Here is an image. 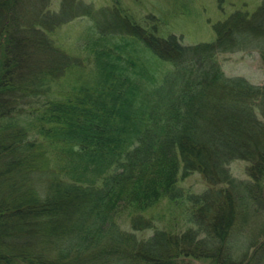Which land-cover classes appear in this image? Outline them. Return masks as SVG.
<instances>
[{"label":"trees","instance_id":"trees-1","mask_svg":"<svg viewBox=\"0 0 264 264\" xmlns=\"http://www.w3.org/2000/svg\"><path fill=\"white\" fill-rule=\"evenodd\" d=\"M78 1L0 0V264H264V219L237 246L264 217V84L219 60L264 64V1L214 25L213 42L118 30L85 59L50 36L87 13ZM155 57L173 66L162 80ZM194 173L206 192L181 185ZM164 202L184 207L181 225L145 217Z\"/></svg>","mask_w":264,"mask_h":264},{"label":"rangeland","instance_id":"rangeland-1","mask_svg":"<svg viewBox=\"0 0 264 264\" xmlns=\"http://www.w3.org/2000/svg\"><path fill=\"white\" fill-rule=\"evenodd\" d=\"M263 1L80 0L76 2V9L87 13L62 26L50 36L67 54L79 59H85L87 56V53L82 50L84 44L99 40L104 37V32H106L105 38H109L112 36L111 33L118 30L126 31L124 40H142L141 36L150 37L151 35L166 38L173 34L180 38L184 45H195L213 42L216 39L214 25L225 21L237 11H247L253 14ZM57 2L58 0H54V8ZM134 32H137V36ZM219 60L228 77H243L254 85L264 84V64L258 51L222 54ZM156 61V74L162 80L173 70V66L157 58ZM91 66L81 63V66L78 65L74 69L75 76L88 77L87 70ZM247 166L248 164L244 161L232 163L233 176L238 180L250 182L251 179L246 173ZM181 185L191 194H202L210 188L199 173H194ZM257 196V201H261L260 196L258 194ZM255 205L258 212H263L261 203ZM184 216V207H175L167 202L145 215L147 218H155L159 228L173 226L177 222L181 225ZM262 219H264L262 215L251 217L241 237L243 243H238V247L243 246L250 238L260 237H257L260 231L257 229L261 227ZM126 227L130 229L128 224L124 226ZM137 234L145 238L151 235V231Z\"/></svg>","mask_w":264,"mask_h":264}]
</instances>
